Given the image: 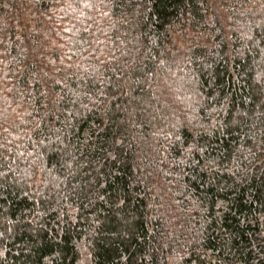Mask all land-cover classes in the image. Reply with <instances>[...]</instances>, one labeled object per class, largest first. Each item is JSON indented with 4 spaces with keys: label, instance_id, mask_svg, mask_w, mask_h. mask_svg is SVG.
Listing matches in <instances>:
<instances>
[{
    "label": "trees",
    "instance_id": "1",
    "mask_svg": "<svg viewBox=\"0 0 264 264\" xmlns=\"http://www.w3.org/2000/svg\"><path fill=\"white\" fill-rule=\"evenodd\" d=\"M0 264H264V0H0Z\"/></svg>",
    "mask_w": 264,
    "mask_h": 264
}]
</instances>
